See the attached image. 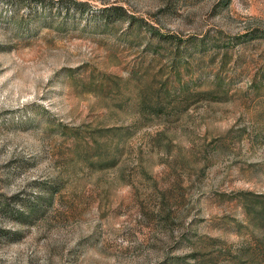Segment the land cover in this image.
Instances as JSON below:
<instances>
[{"label": "rangeland", "instance_id": "rangeland-1", "mask_svg": "<svg viewBox=\"0 0 264 264\" xmlns=\"http://www.w3.org/2000/svg\"><path fill=\"white\" fill-rule=\"evenodd\" d=\"M0 264H264V0H0Z\"/></svg>", "mask_w": 264, "mask_h": 264}, {"label": "trees", "instance_id": "trees-1", "mask_svg": "<svg viewBox=\"0 0 264 264\" xmlns=\"http://www.w3.org/2000/svg\"><path fill=\"white\" fill-rule=\"evenodd\" d=\"M141 111H145V110H141ZM146 111H147V110H146ZM142 113H146V112H142ZM92 139H93L94 141H97L94 137H92ZM94 146H97V144L95 143ZM248 194H249V192H242L243 197H246ZM242 201H243V204L246 205L247 208H249V207L251 206L250 204H248V202H247L246 200L243 199ZM256 201H257V200H256ZM258 201H259V200H258Z\"/></svg>", "mask_w": 264, "mask_h": 264}]
</instances>
